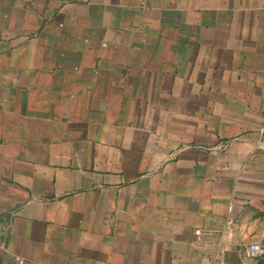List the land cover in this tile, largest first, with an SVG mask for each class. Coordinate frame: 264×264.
<instances>
[{
  "label": "crops",
  "instance_id": "1",
  "mask_svg": "<svg viewBox=\"0 0 264 264\" xmlns=\"http://www.w3.org/2000/svg\"><path fill=\"white\" fill-rule=\"evenodd\" d=\"M254 242L264 0H0V264H258Z\"/></svg>",
  "mask_w": 264,
  "mask_h": 264
},
{
  "label": "built area",
  "instance_id": "2",
  "mask_svg": "<svg viewBox=\"0 0 264 264\" xmlns=\"http://www.w3.org/2000/svg\"><path fill=\"white\" fill-rule=\"evenodd\" d=\"M246 253L250 256H253L256 254H261L264 256V246H261L260 244L255 243V242L251 243L248 249H246ZM14 264H28V262L23 258L15 257Z\"/></svg>",
  "mask_w": 264,
  "mask_h": 264
},
{
  "label": "trees",
  "instance_id": "3",
  "mask_svg": "<svg viewBox=\"0 0 264 264\" xmlns=\"http://www.w3.org/2000/svg\"><path fill=\"white\" fill-rule=\"evenodd\" d=\"M258 264H264V258L258 261Z\"/></svg>",
  "mask_w": 264,
  "mask_h": 264
}]
</instances>
